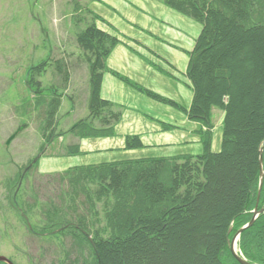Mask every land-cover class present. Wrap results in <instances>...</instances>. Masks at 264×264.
<instances>
[{
	"label": "trees",
	"instance_id": "obj_1",
	"mask_svg": "<svg viewBox=\"0 0 264 264\" xmlns=\"http://www.w3.org/2000/svg\"><path fill=\"white\" fill-rule=\"evenodd\" d=\"M163 1L168 7L194 19L202 26L189 60V77L196 94L188 117L207 126L210 108L215 106L224 109L225 130L220 152L212 153L207 150L210 136L206 134L205 152L196 157H182L184 162L181 165L176 163L180 158L138 159L100 166L77 167L62 174L50 175L51 183L57 187L55 189L58 191L57 194L59 196L64 194L65 199L60 200L61 197L57 198L58 201H53L52 198H45L46 201L40 206L44 204L49 206L40 211L42 224L44 228H53L59 223L74 224L70 228L75 232L70 235L75 246H81L87 235L94 234L99 238L105 233L106 239L94 237L99 253L98 264H190L192 259L193 261L200 259L203 264H239L232 256L227 243L230 235L233 236L253 216L250 211L256 206L259 182L258 152L261 147L264 170L262 144L264 135L258 138L254 147V171L245 179L244 174L247 170L243 165L245 160H248L247 153L252 150L258 133L254 132L255 122L250 121L249 134L252 136L247 134L238 139L233 134L240 132L246 122L237 115V106L233 105L232 98L235 94L236 100L238 102L241 100L242 87L248 81L250 85L247 86L251 87V91L252 89L255 91L256 86H259L258 92L257 90L255 92L260 93L263 101L261 121L264 125V66L261 64L264 61V47L259 43L261 40L264 43V0ZM94 28L86 29L77 37L78 47L84 51H91L95 56L96 60L91 67L92 75H95L96 71L101 72L104 57L117 43L116 39ZM243 35L251 36L245 41L246 50L240 47L238 54L235 49ZM104 39L108 40L107 48L103 44ZM224 53H232L233 56L228 58ZM244 56L245 59L250 58V79L245 82L233 79L224 83L226 77L232 79L238 74L242 67L238 59H244ZM58 65L62 67L60 63ZM254 68L259 69V74H255ZM212 76L218 78L214 79ZM66 80L67 74L63 81ZM92 82L88 104L90 118L98 119L101 126L109 128L107 132L113 135V124H116L118 114L109 115L110 120L104 118L101 111L110 109V105L98 96L97 78L93 77ZM256 82L259 84L254 85ZM224 96L229 98L226 105L223 102ZM58 105L56 98L49 106L47 104L46 128L43 135L48 128L53 127L52 122ZM230 106L234 112L231 111L232 119L228 120ZM84 124L87 125L85 121H81L72 133L81 129L80 126ZM262 131L264 134V126ZM99 134L106 135V131L103 130ZM135 144L140 145L136 138L126 139L127 148ZM238 159L243 166L240 169L234 168V163L238 162ZM215 202L218 205L224 203V207L216 214L213 211ZM34 203H37L36 199ZM100 203L106 210L101 228L96 212ZM262 207L264 178L257 209ZM226 216L223 228L217 227ZM230 223H233V226L229 227ZM219 228L222 231L216 234L215 230ZM199 230L204 247L202 245L200 247L199 242L195 240L199 237L197 234ZM203 231L207 233L204 234ZM41 232L45 234L44 229ZM263 238L264 213L255 219L251 227L241 233L239 250L247 262L264 264V247L258 243V240ZM197 248L200 250L199 254ZM65 255L68 257L69 253L66 252ZM68 261V264H75V260ZM85 264L97 262L86 260Z\"/></svg>",
	"mask_w": 264,
	"mask_h": 264
},
{
	"label": "rangeland",
	"instance_id": "obj_2",
	"mask_svg": "<svg viewBox=\"0 0 264 264\" xmlns=\"http://www.w3.org/2000/svg\"><path fill=\"white\" fill-rule=\"evenodd\" d=\"M161 1L164 3L163 0ZM96 3L100 4V0H0V257L6 258L12 264H68V260H75V264H85L86 260L88 262H93L94 260L98 264L99 253L98 247L95 245L94 234L87 235L85 241L81 243V246H75L73 245L74 240L70 235L75 232L70 228V226H74V224L59 223L53 228H44L40 213L41 209L44 210L49 206V204L40 206V204L46 201V197L52 198L53 201H58L61 197L60 200L65 199L64 194H62V196L57 194L58 191L55 190L57 187L51 183L49 178L50 175L62 174L77 167H91L100 166L101 164L106 165L123 162H102L94 165L78 166L68 165L65 168H60L58 164L59 160L63 159V161H66L69 157L81 155L79 145L81 141L105 139L112 136L110 135L111 133L107 132L109 128L106 129L101 126V122H99L98 119L90 118L89 115L88 104L92 91L91 83H93V77L97 78V93L99 98L110 105V109H102L101 111L103 112L104 118L110 120L109 115L118 114V120L116 124H113L115 127L121 117V108L104 100L100 96L102 78L104 73L108 72L106 67L107 57L118 44L119 40L118 37L105 26L103 20L94 13ZM164 5L168 7L165 3ZM168 8L175 11L171 7ZM188 18L195 21L190 17ZM90 27H95L98 31L102 32V34L117 40V43L110 48L107 55L104 57L103 69L100 73L96 71L95 75H92L91 72V67L96 60L95 56L91 51L80 49L77 43L78 35L82 34ZM200 27L202 29L201 25ZM250 36L251 35L242 36V40H240L241 42L239 41L235 52L239 54L240 47L246 50V46H244L245 41ZM262 41L263 40L259 41V43L264 47ZM103 44L107 48L108 40L104 39ZM232 53L224 54L228 55V58H231L233 56ZM249 57L245 59L246 57L244 56V59H238L242 66L241 69L236 76L232 74V79L226 77L224 83L232 81L233 79H235V81L243 80L241 82L250 79ZM254 61H256L255 58ZM59 63L62 67H58ZM261 64L264 66V61ZM256 68H254V70H256L255 74H259V69ZM66 74L67 80L64 82L63 80ZM112 74L123 81L121 76L113 72ZM189 76L190 69L188 64L185 79L192 92L193 103L196 90ZM212 78L217 79L218 77L212 76ZM123 82L127 84L126 82L128 81L124 80ZM227 84L229 85V83ZM258 84L259 83L256 82L254 85ZM247 85H250L249 81L248 83H244L242 87L240 94L241 100H239V102L236 100L235 94L232 98V100L234 99L233 105L237 106V115L243 122H246L245 127L249 129L245 130L246 128L242 126L240 132L237 131L233 134H235L238 139H242L243 135L249 134L251 129L249 128L250 121L255 122L254 132L258 133L252 145V150L250 153H247L248 160H245V165H243L247 170L244 174L245 179L252 175L254 171V147L258 138L264 135L262 131L264 125L261 121L263 101L260 98V93H257L259 86H256L257 92H255L256 90L254 91L252 89L251 91V87ZM254 95L255 97L252 98L251 96ZM156 97L158 99L152 97L153 100L155 99L161 102V100H159L161 98L157 95ZM54 98L58 100L59 105L53 118V127L51 129L48 128L45 135H43L46 128L45 108L47 104L49 106ZM228 99L227 96L223 97L225 105ZM191 106L186 112L187 119H189L188 113ZM228 110L230 112L228 120H231V111L234 112V110H232L231 106ZM106 113L108 115H106ZM81 121H85L88 126L84 124L80 126L81 129H77L75 133H72V130L75 129ZM224 121V109L215 106L210 108L209 125L205 126L195 121L198 124V137L204 148L201 154L206 150L204 145L206 134L210 136L207 150L212 152L210 149L212 142L211 132L214 130V125H219L222 144L225 130ZM114 127L112 129L113 133ZM202 127H204V129H202ZM82 128L84 129L82 130ZM163 129H166V127L164 126ZM103 130L106 131V135H98V133L103 132ZM11 137L12 139L6 144ZM128 138L132 139L136 137ZM136 139L139 140V138ZM262 144L264 145V141ZM125 148L126 150H136L141 148V145L135 144L133 147L127 148L125 143ZM220 150L218 152H220ZM182 157H187V155L173 158H180L176 163L181 165V163L184 162ZM124 161L130 162L135 160ZM239 161V159L238 162L235 161L234 168L240 169L243 167ZM49 182L50 184H48ZM224 185L225 183L222 187H224ZM258 187L255 208L258 205L262 189L261 187L258 193ZM218 189L219 186L217 187V190ZM66 198L68 199V197ZM35 199L37 203H34ZM33 203L34 207L31 206ZM223 207L224 203L219 205L217 203L216 205L213 204V211L216 214ZM263 208L264 207L261 209ZM254 209L251 210L250 208V213H252V215L254 214ZM96 212L97 217L100 219L99 226L101 228L104 224L103 217L106 212L102 203L97 205ZM226 218L227 216L223 217V220L217 227H222ZM230 226H233V223H230L229 227ZM43 229L45 234L41 232ZM215 231L216 234H218L222 230L219 228ZM237 231L233 236L230 235L228 242H231ZM203 232L204 234L207 233V231ZM210 233H212V231ZM197 234L198 236L199 234L201 235L200 230L197 231ZM240 236L241 234L236 241V252L242 257L239 250ZM106 237L105 233L99 236V238L105 239ZM95 238L99 239L98 237ZM202 239L201 236L195 238V240L199 242L198 245L204 247L205 245L202 244ZM263 240H258V243L260 246L262 245V247H264ZM227 244L229 246V243ZM199 248H197L198 254L200 253ZM250 251H252V247ZM259 251L258 253L260 254ZM66 252L69 253L68 257L65 255ZM101 254L103 253L101 252ZM211 254L212 252H210V255ZM195 256L197 257L196 254ZM242 258L246 261L244 257ZM199 260L194 259L193 261L192 259V261H189H191L190 264H192V262L193 264H203ZM129 261H133V259Z\"/></svg>",
	"mask_w": 264,
	"mask_h": 264
},
{
	"label": "crops",
	"instance_id": "obj_3",
	"mask_svg": "<svg viewBox=\"0 0 264 264\" xmlns=\"http://www.w3.org/2000/svg\"><path fill=\"white\" fill-rule=\"evenodd\" d=\"M95 5L94 13L119 40L107 57L100 96L120 107L121 117L111 137L81 141V155L59 160V167L201 154L198 124L186 118L192 92L185 79L200 25L161 0H100ZM156 95L161 102L153 100ZM214 126L210 149L217 153L221 131ZM128 137L139 138L141 148L126 150Z\"/></svg>",
	"mask_w": 264,
	"mask_h": 264
},
{
	"label": "water",
	"instance_id": "obj_4",
	"mask_svg": "<svg viewBox=\"0 0 264 264\" xmlns=\"http://www.w3.org/2000/svg\"><path fill=\"white\" fill-rule=\"evenodd\" d=\"M12 139V137L6 142V144L9 143V141ZM262 154H263V148L259 149V187H258V193L262 187V182H263V176H264V170H263V163H262ZM253 216L250 220V222L241 227L237 233L235 234V236L233 237V239L231 240V242L229 243V247H230V252L232 254V256L237 260V262L239 264H251L246 262L241 256H239V254L236 252V241L237 238L239 237V235L243 232V230H245L246 228H248L249 226H251L253 224V222L255 221V219L262 213H264V208L258 210L257 207L254 209L253 212ZM0 263H5V264H12L10 261H8L6 258L4 257H0Z\"/></svg>",
	"mask_w": 264,
	"mask_h": 264
}]
</instances>
